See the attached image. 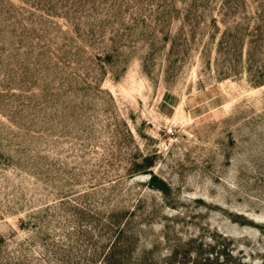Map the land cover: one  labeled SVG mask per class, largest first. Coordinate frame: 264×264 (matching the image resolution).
<instances>
[{
	"label": "rangeland",
	"instance_id": "obj_1",
	"mask_svg": "<svg viewBox=\"0 0 264 264\" xmlns=\"http://www.w3.org/2000/svg\"><path fill=\"white\" fill-rule=\"evenodd\" d=\"M206 259L264 264V0H0V264Z\"/></svg>",
	"mask_w": 264,
	"mask_h": 264
},
{
	"label": "trees",
	"instance_id": "obj_2",
	"mask_svg": "<svg viewBox=\"0 0 264 264\" xmlns=\"http://www.w3.org/2000/svg\"><path fill=\"white\" fill-rule=\"evenodd\" d=\"M206 261V264L208 263V264H210L211 262L209 261V259H206L205 260Z\"/></svg>",
	"mask_w": 264,
	"mask_h": 264
}]
</instances>
